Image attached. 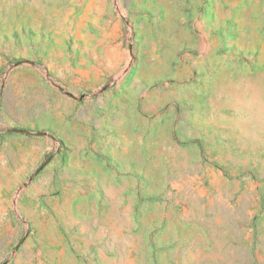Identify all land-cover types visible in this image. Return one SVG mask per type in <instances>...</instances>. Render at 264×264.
Returning <instances> with one entry per match:
<instances>
[{
	"label": "rangeland",
	"instance_id": "374dc122",
	"mask_svg": "<svg viewBox=\"0 0 264 264\" xmlns=\"http://www.w3.org/2000/svg\"><path fill=\"white\" fill-rule=\"evenodd\" d=\"M0 264H264V0H0Z\"/></svg>",
	"mask_w": 264,
	"mask_h": 264
}]
</instances>
